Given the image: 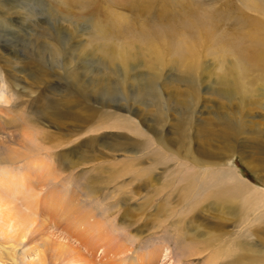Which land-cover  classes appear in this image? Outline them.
<instances>
[{"label":"rangeland","instance_id":"374dc122","mask_svg":"<svg viewBox=\"0 0 264 264\" xmlns=\"http://www.w3.org/2000/svg\"><path fill=\"white\" fill-rule=\"evenodd\" d=\"M143 1L0 0V264H264V204L254 210L224 184L234 175L264 195V62L238 53L264 49V37L254 41L264 33V0ZM161 5L169 7L163 16ZM199 21L211 25L204 38L190 31ZM193 51L186 70L181 60ZM65 63L76 91L90 90L93 100L81 129L48 120L62 112L70 87ZM149 79L150 101L134 106L142 134L173 138L179 115L188 117L187 139L166 156L155 137L117 128L111 118L126 115L133 83ZM101 85L112 93L103 104L92 93ZM72 102L67 112L81 115ZM224 120L238 129L227 142L218 132ZM148 137L150 146L141 147ZM201 148L218 158L198 163ZM68 159L82 162L68 166ZM215 188L227 192L217 198ZM87 213L105 234L89 243L71 226Z\"/></svg>","mask_w":264,"mask_h":264},{"label":"bare ground","instance_id":"6f19581e","mask_svg":"<svg viewBox=\"0 0 264 264\" xmlns=\"http://www.w3.org/2000/svg\"><path fill=\"white\" fill-rule=\"evenodd\" d=\"M124 1V0H123ZM137 1V0H135ZM139 1V0H138ZM145 1V0H144ZM143 1V3H144ZM134 2V1H133ZM142 2V1H141ZM140 2V3H141ZM179 2V0H178ZM182 2V1H181ZM180 2V3H181ZM125 4V3H124ZM136 4V3H135ZM138 4V3H137ZM126 5V4H125ZM139 5V4H138ZM155 5V4H154ZM142 6V5H141ZM125 7V6H124ZM134 8L136 7L135 5L133 6ZM162 7V5H161ZM139 8V7H138ZM143 8L142 11L145 10V5H143ZM169 8V7H168ZM166 7H162V10L160 11V15H164V13L166 11H168L169 9ZM140 9V12H142ZM264 9V8H263ZM259 7V9H255L256 11H261L263 10ZM146 11H151V9L149 10V6H148V9ZM153 11V10H152ZM154 12V11H153ZM159 13V12H157ZM259 13V12H258ZM142 14V13H141ZM145 14V12H144ZM148 14V12H147ZM159 15V14H158ZM199 26H196V24L194 23L192 25V28L190 29L192 35L197 38L198 36L199 37H206L208 35L209 32H211V25L209 24L208 21H205V24L206 26L203 27V23L201 21L198 22ZM211 24H212V21H211ZM123 26V25H122ZM259 29L261 28L259 25H258ZM127 30V29H126ZM125 31V30H124ZM120 32V31H119ZM128 32V31H127ZM126 33V32H125ZM188 33H190L188 31ZM113 34V33H112ZM164 36L165 38H176L177 36L176 35H171L169 32H165L164 33ZM264 37V33L259 36V37H256V39H254V41L256 43H259L262 41V38ZM127 41V40H126ZM170 41H168L169 43ZM181 42V41H179ZM130 43V42H128ZM132 43V42H131ZM126 44V43H125ZM183 44V43H182ZM134 47V46H132ZM154 49L157 51L159 49L158 45H154ZM264 49H263V45L261 44L260 46L258 47H253L251 49H247L245 50V48H243L242 50L238 51V53L240 55H242L243 57V60H248L250 63H254V64H261L264 62ZM116 53V52H115ZM197 55L195 54V52L193 51L190 55L186 56V57H183L182 58V63H183V66L186 70H189L191 65L192 64H189L187 62H190V61H193L194 62V59ZM146 57L149 59V56L146 55ZM155 65H156V70H161V68L164 66L162 65V63L157 60L156 58H152L151 59ZM151 61V62H152ZM39 62V61H37ZM59 62V61H58ZM38 64H41V63H38ZM62 64V63H61ZM68 65L65 63V65L63 64V67L61 68V70L63 71V75L65 76V78L68 79V83H70V87L67 89V94H65V100H62L60 102L63 110H61L62 112H56L55 113V116L53 114H50L49 117H48V120L51 122V123H54V124H62L61 120H64V119H60V118H65V120L67 121H70V123L74 124L73 126H75L76 128H83L82 125H86L89 121L88 119L86 118V114L87 116L90 118L93 116L94 112H93V109H92V96H89V91L86 92V89H83V90H77L76 91V87L74 86V81H75V76H74V73L72 71V68H67ZM41 68L40 65H36V71L38 72H41ZM67 68V69H66ZM64 78V80H65ZM150 80V79H149ZM151 82V80H150ZM148 81H145L143 83H139L137 82H134L133 83V89L132 91L130 92L131 96H130V99L131 100V103H128V107H127V110H125L124 112L126 113V115H124L123 117L120 116V117H116V114L113 113L114 115H111V118L114 120L115 122V126L117 128H120V129H129L131 132L135 133L136 136L138 137H145V136H151V137H155L156 138V142L152 143L154 145H157L158 148L160 149L161 153L164 154V156H166V154H169V152L172 150V149H175L177 150L176 148L179 147V145L183 144L184 143V140L187 139L186 136H184V132H185V125L187 124L188 122V117L187 115L183 116L182 114H180V118L179 120L176 121L175 123V126H174V133H173V138H170V139H167V135L163 134V130H153V129H149L148 130V134L144 135L142 134L139 130H138V126L136 125V120H135V115L138 114L139 115V112L137 110L134 109V106L135 105H141L143 104V101H150V91L152 89V87L154 86V84H152V82L150 83ZM103 83H105V81L103 80ZM106 87H110V85H105ZM104 87L103 85L99 86L98 88H95L94 91H92V93H97L99 94L98 98L99 100H97L98 102H102V100L104 101H107L106 98H109V97H112V93H109V89ZM149 88V89H148ZM191 91L193 93H195V86L191 87ZM148 96V98H145L143 99L145 96ZM155 98V97H154ZM74 100L75 102H72V105H76L78 106L80 109H79V112L81 113V115H72L70 113L67 112V105H68V101L69 100ZM111 99V98H110ZM4 100V95L0 92V101H3ZM95 101V100H94ZM96 102V101H95ZM165 103H167L165 100H164ZM162 102V104L165 105V103ZM93 104V103H92ZM103 104V102H102ZM105 105V104H104ZM151 106H155L154 104L151 105ZM106 107V106H105ZM168 107V106H166ZM161 109V107H157L156 108V112H159ZM186 109V108H185ZM166 111V109H164ZM177 111H179V109L177 108L176 109ZM168 113V112H167ZM166 113V114H167ZM166 114H161L162 118L159 117V116H156L155 117V120H156V123L159 127H161L162 129L164 128V121L166 122ZM155 115V114H154ZM114 116V117H113ZM168 119V118H167ZM11 126V125H10ZM13 126V124H12ZM16 128V127H15ZM104 128H109V127H104ZM218 132H219V136L221 137V140L224 141V142H227L228 140L232 139L234 136L236 138V134L238 133V129L229 121V120H224V121H220V125H219V128H218ZM150 137H148L146 139V142H141L140 146L141 147H149L150 144H148L150 142ZM32 140V139H31ZM149 141V142H148ZM40 142H43V141H40ZM153 142V141H152ZM234 140L232 141H229L228 144H227V150H232L233 147H236V144H234ZM31 143H34L35 144V141H31ZM60 144V143H59ZM59 144L57 146H59ZM225 145V144H224ZM226 146V145H225ZM117 147L118 146H114L112 147L113 150H117ZM140 148V147H139ZM151 148V147H150ZM31 149V148H30ZM41 150H46V149H41ZM143 150H150L149 148H146V149H142L140 152H142ZM38 151V150H37ZM154 151V150H153ZM152 152V151H151ZM8 155L9 154H15L14 152H12L11 150H8L7 151ZM150 153V152H149ZM230 153V152H229ZM19 155V154H18ZM17 155V156H18ZM23 155V154H21ZM147 155V154H146ZM58 156H61L62 158H66L67 159V153L66 152H61L58 154ZM231 156V155H230ZM20 157V156H19ZM22 157V156H21ZM175 157H180V153L178 152V155H176ZM27 158V157H26ZM24 158V159H26ZM37 158V157H36ZM35 158V159H36ZM182 158L184 159H190L189 162H192L194 161V158L190 155H185V156H182ZM215 159V158H218V156L214 155V154H211L209 151H205L203 148H201L199 151H197V155H196V159H197V162L198 163H202L204 161H208L211 160V159ZM228 157H225V158H220V159H227ZM9 158H6L5 160H8ZM34 159V158H33ZM140 157H136V160L140 161ZM1 160H4V159H1ZM21 160V159H20ZM150 160V159H149ZM155 160V159H153ZM159 160V159H158ZM33 161V160H32ZM72 161V160H71ZM82 162V161H81ZM80 160H76V162L72 161V163H70V160L68 159L67 160V163H68V166H70V164H79L81 163ZM40 163V162H39ZM56 164V163H55ZM194 166H195V163H193ZM49 165V164H47ZM255 166V165H254ZM259 166V165H258ZM46 167V166H45ZM201 167L203 169H209V167H205L204 165H201ZM47 168V167H46ZM150 170V169H149ZM3 171V170H2ZM1 171V173H2ZM41 172V171H40ZM145 172L147 173V170H145ZM5 171L2 173V175H6ZM8 175V174H7ZM2 177V176H1ZM5 177V176H4ZM137 177V176H136ZM138 177L140 179V175L138 174ZM231 177V178H230ZM230 177H227V178H230L228 179V181H224V184L225 186L227 187V189L230 192L229 194V197L233 194V195H239L243 198H245L248 203L254 208V210H257L258 208L256 207H259V205H263L264 204V195L263 193L262 194H258V193H254L253 192V189H251L250 187H248V185H246L245 183L241 182L237 177H235L234 175L233 176H230ZM8 178V177H6ZM19 180L21 179V177H17ZM14 179V178H13ZM12 180V179H11ZM148 181V180H147ZM16 187H21L23 188V184L21 183H18L16 185ZM216 191H217V194H214V197H223L222 194L226 193V189H221V191L217 190V188H215ZM17 191H20L19 189ZM22 192V191H21ZM19 194V193H18ZM35 197V196H34ZM33 197V198H34ZM204 197H207V194L205 193ZM250 200H249V199ZM217 200V199H216ZM35 200H31L29 201L28 205L25 206L26 209L29 208H32V209H35L36 207L35 206H31V203L32 202H35ZM215 203V202H214ZM213 203V204H214ZM36 205V203H35ZM38 205V204H37ZM73 206V205H72ZM220 207V206H218ZM219 209V208H218ZM32 211V210H31ZM73 212V211H72ZM71 213V211H70ZM90 213V212H89ZM93 213V212H92ZM69 214V213H68ZM65 215V214H63ZM71 215V214H70ZM69 215V216H70ZM73 215V214H72ZM83 215V214H82ZM68 216V217H69ZM80 216V215H79ZM90 216L89 214H85L83 216H81L80 218L77 217V221L74 223V225H71L73 226L72 229H76V230H79L82 228L81 232H78L76 234V238L77 240L79 239L78 236L79 234L81 233V237L84 236L86 233L89 235V238L88 236L85 235V237H87V243H89L88 241H92V239H97L96 237H94L95 234L98 233V236L99 234H101L103 236V229H102V224H101V219H98L96 220V215L93 216V219L91 222H89V219ZM244 219V217L242 218ZM240 219L239 220V223L240 221L242 220ZM75 221V219H73V222ZM70 222V221H69ZM72 223V222H71ZM69 226V225H68ZM240 229V228H239ZM71 230V229H70ZM83 232V233H82ZM76 233V231H75ZM69 234H72V233H69ZM105 235V234H104ZM106 237V236H105ZM80 238V239H81ZM99 239V238H98ZM106 239V238H105ZM85 240V239H84ZM101 240V239H100ZM86 241V240H85ZM81 242V241H80ZM82 243V242H81ZM85 243V242H84ZM83 243V244H84ZM86 243V244H87ZM115 247V246H113ZM68 251V250H67ZM115 251V252H114ZM107 252V250L105 251ZM104 252V253H105ZM66 253V252H65ZM108 254H111L113 255H116V250L113 249V248H109L108 249ZM112 261V260H110ZM75 262V261H74ZM120 263L121 264V261L117 262V260L113 259V261L111 263H108V264H118ZM136 264V262H133V264ZM235 263L236 264H243L240 260H235ZM76 264V263H75ZM105 264V263H103Z\"/></svg>","mask_w":264,"mask_h":264}]
</instances>
